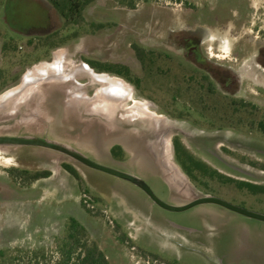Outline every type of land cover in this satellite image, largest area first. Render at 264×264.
Segmentation results:
<instances>
[{
	"label": "rangeland",
	"instance_id": "374dc122",
	"mask_svg": "<svg viewBox=\"0 0 264 264\" xmlns=\"http://www.w3.org/2000/svg\"><path fill=\"white\" fill-rule=\"evenodd\" d=\"M44 1L0 0V37L12 27L25 30L40 25L41 19L28 18L24 12L29 3L44 5ZM133 1L135 6L129 7L116 0H95L73 26L63 17V22L59 16L46 17L44 22L59 29L49 39H30L25 51L29 61L19 70L20 45L27 39L15 34L16 52L9 61L19 75L10 86L23 89L30 70L52 65L62 55L65 60L66 54L65 73L84 71L78 63L83 52L94 59L96 72L121 77L131 86L121 110L148 102L153 112L163 116L156 123L168 130L164 139L172 143L170 160L187 177L184 188L174 187L170 175L166 179V146L160 153L161 143L154 144V137L148 136L151 121L139 120L135 125L122 121L126 115L118 105L108 113V124L102 115L70 108L76 101L74 91L91 93L81 86L89 81L84 72L75 77L82 82L79 91L72 88L73 79L51 78L42 84L44 97L40 93L33 97L34 110L26 123H21L23 108L21 118L1 116L7 120L0 122V135L66 143L95 161L142 177L159 198L173 204L211 194L264 214V193L254 194L235 183L205 179L200 186L192 181L177 161L173 145L178 137L222 174L264 185V0ZM191 35L201 39L196 57L180 44L182 37ZM110 66H127L134 82L109 71ZM227 71L236 75L232 91L218 81L227 80ZM104 86L94 82L96 91ZM139 127L142 130L137 132ZM114 147H120L117 156ZM65 164L75 167L82 180ZM37 172L51 176L30 181ZM71 218L86 228L87 239L105 252L110 264H264L263 221L216 204L168 211L135 184L60 152L0 146V264H27L35 255L41 264H56Z\"/></svg>",
	"mask_w": 264,
	"mask_h": 264
},
{
	"label": "flooded vegetation",
	"instance_id": "af4514ba",
	"mask_svg": "<svg viewBox=\"0 0 264 264\" xmlns=\"http://www.w3.org/2000/svg\"><path fill=\"white\" fill-rule=\"evenodd\" d=\"M45 1L48 4H50V6H52L54 8V6L50 2V0H45ZM45 1H44V5H42V2L41 3L32 2L33 4L29 3V7L24 12V15L28 18H39V19H41L42 21L40 22V25L27 27V28H25V30H21L19 28L16 29V28L12 27V29L10 28V30H8L6 32L4 37H0V88L4 85V83L5 84L8 83L7 85H5L8 88L6 90H3V91L1 90L0 92H6L8 89L15 87L13 85L10 86V84L19 75V73H16V71H17L16 68L12 66V62L9 61L10 59L14 58V54L16 52L15 44H13L14 35L18 34L19 36H22L23 38L27 39V41H25L24 45H20V49L22 50V51H20V54L22 55V58H21V61H19L20 62L19 63L20 66H18V70H19L22 68V66H24L29 61V58H28L29 56L27 57L25 51L30 47V45H29L30 41H31L30 39L32 37H38V38L47 37V36H50L56 32V30H55V32L50 34V35L44 34L46 32V28H48L47 27L48 21L47 22L43 21V20H46L45 19L46 17L44 16L45 15V12H44ZM179 36L180 35L178 34L176 37H179ZM200 40H201L200 37H197V36H194V37L192 35L191 36H185V37H182V40L180 39V41H181L180 44H182L183 48H185L187 51H189V56L195 55V57H196L197 54L201 52ZM80 56L81 57L78 60V63L81 64L80 66H84V67H85V65L88 66L86 68L87 69L86 71L82 70L81 72H82V74L84 72L85 74H87L89 76L88 77L89 81H87L86 84H84V83L82 84V82L75 79V77H78V74L81 73V72H77V71L69 74V75H71V77H69V80L70 79L76 80L75 81L76 85L74 87H72V88H75L76 91H79L78 85L80 86L82 84L81 86H85L86 88L91 89V93H89L88 90L87 91H79L80 93L77 94L78 96H75V97H77V98H75L76 99L75 103H71L70 108L75 107V108L79 109L81 107V108H83V110H85V113H87L88 115H92V114H95V112L92 111V109H90L89 106L93 105L92 103H94V101H104V102H108L109 104L113 103V102H109L108 100H106V98H103V96H100L99 92H98L99 90L98 91L94 90V82L97 80H95L93 72L98 74V72H96L94 59L88 58V56H85V54H83V52H81ZM83 57H87V60L84 61ZM67 58H68V54H66L64 64H65V62H67ZM5 60H8V62H7L8 64L6 66L4 65ZM66 67H67V65L65 64V70L63 72H65L67 70ZM82 68L83 67H81V69ZM90 69L92 70V72ZM99 74H102V73H99ZM105 74H109V73H105ZM55 75L56 74H54V76ZM56 76L61 77L62 74H60V75L58 74ZM225 76L227 77V80L223 81V80L219 79L218 81L220 82V84H225L226 88L228 90L232 91V89L235 87V85L237 83V81L235 80L236 75L233 73V71H227ZM46 78L47 77L39 78L38 82L32 83L30 85H26L22 90H20L19 92H17L13 96L7 98L6 100H3V102L0 103V122H4L7 120L6 118L1 117L4 115H8L9 119L19 118V117L21 118L20 114H22L21 112H22V108H23V115H22L21 123H26V122H24V119L31 114L32 110H34V108L33 109L31 108L32 107L31 103L32 102L34 103L33 99L36 98V95L39 93H40L41 97L42 96L44 97L43 90H41V89H42V84L47 83V82L49 83V81H48L49 79H46ZM63 78H65V77L62 76L59 80H64V81L68 80L67 78L66 79H63ZM214 78H215V80H217L216 75H214ZM71 93H73V90L71 92H69V94H71ZM68 103H70V101H68ZM113 105H116V106L118 105L119 111H121L122 114L126 115V117H121L122 121L129 120L133 125L137 124V122L139 120L151 121L152 122V123H150L151 125L149 124V126H148V130H149L148 133L150 132L148 134V136L154 137V139H153L154 140L153 143L155 142L154 144L161 143L162 146L160 147V149H161L160 153H161V151H163L165 153V150H164L165 146H166V152L170 153L169 150H170V145H172V143L170 142L171 144L169 145L168 138L164 139L168 135V130L160 129V125L156 123V119L154 117H153L154 118L153 119L150 114H146L147 111L145 112V111L136 110L133 106L122 108L123 110H121L120 104L115 103ZM94 107H95V111L97 113H102L98 105H96ZM88 115H86V116H88ZM102 119H106L107 124H108V122H110V117L108 114L103 113ZM162 119H163V117L160 118V120H162ZM1 120H3V121H1ZM160 120H159V122H160ZM140 129L141 128L139 127L137 129V132H139ZM212 129H214V128L212 127ZM173 145H174V141H173ZM174 148H175V146H174ZM168 153L164 154V157L167 156L166 159L169 158ZM167 167H168V162H167ZM45 178H47V177L39 178V179H36L35 181L44 180Z\"/></svg>",
	"mask_w": 264,
	"mask_h": 264
},
{
	"label": "trees",
	"instance_id": "16d2710c",
	"mask_svg": "<svg viewBox=\"0 0 264 264\" xmlns=\"http://www.w3.org/2000/svg\"><path fill=\"white\" fill-rule=\"evenodd\" d=\"M94 1L95 0H50L69 26L76 25L83 17L84 9ZM116 1L129 7L135 6L133 0ZM49 37H51V35L46 38L49 39ZM138 56L143 59V55H141L140 52ZM108 70L119 75H124L129 81L134 82L132 78L129 77V68L127 66H121V68L118 69L114 68V66H110ZM174 146L177 161L196 184L204 186L206 184L205 179L217 180L224 183H235L238 188L248 189L254 194L264 193V185L243 180H235L222 174L207 162L195 156L178 137L174 139ZM117 149H120V147L113 148V153L116 156ZM65 168L78 180H82L81 174L75 167L70 164H65ZM48 176H50V172H37L30 178V181ZM83 204L86 210L91 213L92 210L87 207L85 203ZM68 227L69 235L60 248L61 257L56 264H110L105 252L96 243L89 242L86 228L77 219L71 218ZM38 256L39 255L33 256L27 264H41L42 262L38 260ZM33 261L35 262L33 263ZM3 264L10 263L4 262Z\"/></svg>",
	"mask_w": 264,
	"mask_h": 264
},
{
	"label": "water",
	"instance_id": "95a60500",
	"mask_svg": "<svg viewBox=\"0 0 264 264\" xmlns=\"http://www.w3.org/2000/svg\"><path fill=\"white\" fill-rule=\"evenodd\" d=\"M92 104L93 105L89 106L90 109H92V111H94L98 115H102L103 113L104 114H108V113L110 114V112H112L111 110L117 107L116 105H113L115 103L109 104L108 102H104V101H94V103H92ZM96 105L99 106L102 113H97L95 111L94 106H96ZM109 117H111V116L109 115ZM0 146H2V147H4V146H12V147L33 146V147H42V148H46V149H50V150L60 152L62 154L69 156L70 158L74 159L78 163L85 165L89 168H93V169H96L99 171H103L105 173L111 174L113 176L119 177L121 179L127 180V181L135 184L140 189H142L151 198V200L154 203H156L160 207H162L166 210H169V211L182 212V211L189 210V209H191L195 206H199V205L216 204V205L222 206L226 209H229L233 212H236V213L245 215L249 218H253V219L260 220V221L264 222V214L263 213H259V212L244 208L242 206L233 204V203H231L225 199H222L216 195L207 194L204 196H198V197H195L193 200H191L185 204H182V205H177V204H173V203L164 201L157 196V194L153 191V189L149 186V184L142 177H140L136 174L121 170V169H117V168L112 167V166L102 164L98 161H95V160L91 159L90 157H88L83 152L79 151L78 149H76V148H74V147H72L66 143L60 142V141H56V140H52V139L40 137V136H32V135H24V136L0 135ZM163 162H166V164H167L168 161L165 160ZM173 172H175V170H173ZM176 174H177L176 172L174 174L172 173V168L166 166V179L170 175L172 177L170 180H172L174 187L184 188L186 178L184 177L185 180L182 181L181 178L175 177Z\"/></svg>",
	"mask_w": 264,
	"mask_h": 264
},
{
	"label": "bare ground",
	"instance_id": "6f19581e",
	"mask_svg": "<svg viewBox=\"0 0 264 264\" xmlns=\"http://www.w3.org/2000/svg\"><path fill=\"white\" fill-rule=\"evenodd\" d=\"M87 67L88 66L85 65V67H83L82 69H84L86 71ZM64 70H65L64 56L62 55V56H59V60H57L52 65L51 64L50 65H42L39 68H36V70H30L29 73L26 74L24 81H23L24 84H22L21 88H24L26 85H30L32 83L38 82L39 78L47 77L46 79H50V80H52L51 78H59L60 76H56L58 74L59 75L62 74V76L65 77L63 79H66V78L69 79V77H71V75H67L68 73L66 74L65 72H63ZM91 72H92V70H91ZM54 74H56V75L54 76ZM93 74H94L95 80L102 82L103 85H105L104 87L99 89V95L103 96V98H106V100H108L109 102L121 104L124 101H126V99L130 96L131 86L128 83H126L122 78L117 77V76H112L110 74H105V73H102V74L98 73L97 74V73L93 72ZM19 89L20 88H15V89L13 88V89L9 90L6 93V95H4V97L0 96V103H2L3 100H6L7 98H9V97L13 96L14 94H16L17 92H19L20 91ZM74 93H75L74 94L75 96H78L77 94H79L78 92H75V91H74ZM75 98H77V97H75ZM134 108L136 110H140V111H145V112L147 111V113L150 114L152 118L154 117L155 119H158V120H160V118L163 117V116L157 114L156 112H153L149 108L148 102L141 103V104L137 103L134 106ZM168 143H169V145L171 144L170 140L168 141ZM169 152L170 153L167 152L168 156H169L168 167L172 168V172H173V170H175V172L179 175V177L182 180L187 178L182 173V171L180 170L178 165H176V163L174 161L172 162V160H170V158L172 156V152H171V150H169ZM5 160L10 163L9 157ZM175 172H173V174ZM177 174H176V176H178Z\"/></svg>",
	"mask_w": 264,
	"mask_h": 264
},
{
	"label": "crops",
	"instance_id": "0c3cea01",
	"mask_svg": "<svg viewBox=\"0 0 264 264\" xmlns=\"http://www.w3.org/2000/svg\"><path fill=\"white\" fill-rule=\"evenodd\" d=\"M45 17H47V19L48 18H50L51 16H53L54 18H57L58 19V16H59V22H63V20L61 19V16L53 9V7L52 6H50V4H48L46 1H45ZM58 22V23H59ZM71 26H73V25H71ZM47 27L48 28H46V32L44 33V34H46V35H50V34H52V33H54L55 32V30H57V29H59V26L58 25H53V26H51V25H49V21L47 22ZM66 173H68V171H66V170H64ZM69 174V173H68ZM71 175V174H70ZM51 176V175H50ZM49 176V177H50ZM63 177V176H62ZM45 179H47V178H45ZM45 179H44V181H45ZM63 181V180H62ZM76 181H78V180H76ZM78 185V184H77ZM60 187H64V185L61 183L60 185H59ZM76 188H78V187H76Z\"/></svg>",
	"mask_w": 264,
	"mask_h": 264
}]
</instances>
